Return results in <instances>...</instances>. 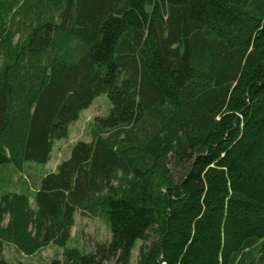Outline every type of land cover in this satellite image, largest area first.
<instances>
[{
	"label": "trees",
	"instance_id": "obj_1",
	"mask_svg": "<svg viewBox=\"0 0 264 264\" xmlns=\"http://www.w3.org/2000/svg\"><path fill=\"white\" fill-rule=\"evenodd\" d=\"M101 95L36 208L0 196V264H264V0H0V165L47 163ZM77 212L111 239L68 247Z\"/></svg>",
	"mask_w": 264,
	"mask_h": 264
},
{
	"label": "rangeland",
	"instance_id": "obj_2",
	"mask_svg": "<svg viewBox=\"0 0 264 264\" xmlns=\"http://www.w3.org/2000/svg\"><path fill=\"white\" fill-rule=\"evenodd\" d=\"M109 108L110 102L107 97L105 95L98 96L92 105L82 112L80 119L71 125L69 137L56 142L51 158L47 163L27 161L20 170L10 163L0 165V194L2 195L3 192L24 193L30 200L34 199L44 175L57 171L58 165L69 157L72 146L78 140H92V124L95 118L106 116ZM3 166L10 167L7 169V167ZM75 219V225L71 231V239L67 244L68 247H77L82 252L88 253L95 250L98 242L105 243L111 239L112 234L106 215L92 216L77 212ZM141 244L139 241L133 250L130 264H137ZM4 251L9 264H16L17 261L48 264L53 258L64 259L63 248L53 243L47 245L33 256H26L11 245H7Z\"/></svg>",
	"mask_w": 264,
	"mask_h": 264
},
{
	"label": "crops",
	"instance_id": "obj_3",
	"mask_svg": "<svg viewBox=\"0 0 264 264\" xmlns=\"http://www.w3.org/2000/svg\"><path fill=\"white\" fill-rule=\"evenodd\" d=\"M1 167V166H0ZM3 167H7V169H8V167H10V166H3ZM2 169H6V168H2ZM47 175V174H46ZM45 176V175H44ZM40 188V185H39V187H38V189ZM4 193V192H3ZM2 193V194H3ZM1 195V194H0ZM29 202H30V205H31V207L33 208V209H35L36 208V205H35V202H34V199H29ZM8 221H9V216L7 215L6 216V218H5V220H4V225H7L8 224ZM11 246H13V245H11ZM13 247H15V246H13ZM5 252V251H4Z\"/></svg>",
	"mask_w": 264,
	"mask_h": 264
}]
</instances>
